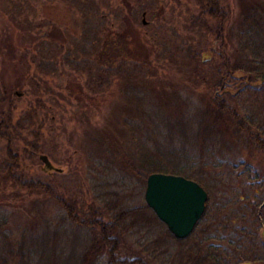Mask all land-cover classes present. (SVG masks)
Wrapping results in <instances>:
<instances>
[{"label": "trees", "instance_id": "16d2710c", "mask_svg": "<svg viewBox=\"0 0 264 264\" xmlns=\"http://www.w3.org/2000/svg\"><path fill=\"white\" fill-rule=\"evenodd\" d=\"M62 1L79 13L78 22L83 31L91 23L94 24L93 21H102L104 29L110 22L109 18H105L107 12H101L95 0ZM104 2L108 3L107 0ZM121 2L126 6L129 4V0ZM29 4L28 0H20L14 5L25 8ZM190 7L194 13L186 27L196 28L198 37L195 42L179 33L173 38L167 33L155 31L153 36L161 42V49L153 50L147 44L140 54V61L127 57L117 60L115 51V61L107 60L105 56L103 65L96 64L95 67L93 64L97 62L88 59L89 53L85 50V33L80 41H75L77 44L83 42L79 47L83 52H73L77 53L74 62H82L85 64L83 67L88 69L86 85L97 82L93 80L97 77H92L95 72L101 83L106 81L101 69L107 77L115 78V83L126 94V101L139 106H134L132 115L138 121L142 141L152 142L146 147L149 150L137 152L131 149L119 152L105 142L102 145L105 161L139 179L143 185L148 174L163 172L193 179L206 190L204 212L185 238L174 237L144 200L136 205L117 203L115 212L109 216L95 203L83 210L75 198L58 189L49 171L24 175L16 146L26 152L29 150L30 158H35L37 152L42 151V117L48 118L50 107H44L45 103L36 97L16 115L18 95L5 89L1 93L0 186H11V192L15 194L26 190L38 196H47L64 211L69 224L77 228L96 229L75 264H93L100 259L105 264H154L142 254L131 257L118 255L123 231L128 226L145 228L152 233L154 243L163 246L164 251L173 253L175 250L176 255L183 254L187 258L188 263L174 258L172 264H264V239L258 232L260 224L257 216L264 196V53L259 57L254 55L259 50L264 51V0L244 4L236 36L239 44V54L234 53L236 58L228 50L225 33V23L231 15L230 2L193 0ZM140 10L143 9L134 5L129 7L127 15L130 21ZM120 12L116 10L115 18H119ZM76 22L74 24L78 25ZM94 41L96 38L90 39L91 47ZM63 43L60 42L58 47ZM6 46V50L12 52L11 42ZM28 56V48H23L24 59L19 62L24 64L26 59L30 68L32 63ZM163 57L177 65L176 70L180 73L177 79L160 75L158 66L152 65L153 61L159 62L156 58ZM38 112L42 114L40 118ZM139 133L137 130L132 134L137 145L141 143ZM230 142L237 152L233 162L227 157L226 160L221 158L229 153L231 147L226 149L224 146L230 145ZM243 149L248 150L245 158L241 153ZM254 152L262 155L255 167L250 161ZM222 164H225L224 169L229 167L228 174L234 175L238 185L234 190H226L225 180L221 179L223 191L215 193L212 180L218 175L221 177L220 171L215 168ZM237 167L240 168L237 170ZM184 168L192 171H185ZM261 213L264 216V207ZM121 228H124L123 231ZM197 233L200 235L196 236ZM18 247V264H25L24 256L28 249L24 248L23 242ZM0 264H4L1 258Z\"/></svg>", "mask_w": 264, "mask_h": 264}, {"label": "rangeland", "instance_id": "374dc122", "mask_svg": "<svg viewBox=\"0 0 264 264\" xmlns=\"http://www.w3.org/2000/svg\"><path fill=\"white\" fill-rule=\"evenodd\" d=\"M19 1L0 0V97L4 89L18 95L16 115L36 97L45 103L44 107H50L48 118L42 117V151H38L35 158H30L29 150L26 152L16 146L24 175L49 171L58 189L75 198L83 210L95 203L111 216L117 203H140L144 200L145 184L105 161L102 152L105 142L119 152H127L129 149L136 152L149 150L146 147L152 145V142L142 141L138 121L132 115L134 106H139L126 101V94L115 83V78L107 77L102 69L101 75L106 81L101 83L102 80L95 72L92 77H97L93 79L97 82L86 85L85 81L89 80L88 69L83 67L85 64L82 62H74L75 54L83 52L79 47L84 42L85 50L89 53L88 59L97 62L93 64L96 67V64L103 65L105 58L115 61V51L117 60L127 57L140 61V54L147 44L153 50L161 49V42L156 41L153 36L155 31L167 33L173 38L179 33L183 38L187 36L195 42L198 37L196 28L186 27L194 13L190 7L193 0H129L128 6L123 5L121 0H107L108 3L95 0L100 11L107 12L105 18H109L110 22L106 23L104 29L102 21H93L94 24L91 23L85 31L78 22L79 13L62 0H28L30 4L25 8L14 5ZM228 1L231 15L225 23V33L228 37V50L236 58L234 53L239 54L236 36L243 7L252 0ZM131 5L143 10L130 21L127 12ZM117 9L122 11L119 18H115ZM75 21L78 25L74 24ZM94 27L96 28L91 29ZM66 32L70 33L69 37ZM85 33V41L77 44L75 41H80ZM95 38L91 47L90 39ZM8 42L13 46L12 52L6 50ZM60 42L64 43L58 47ZM23 48H28V60L32 63L30 68L26 65V59L24 64L19 62L24 59ZM74 51L77 53L73 54ZM262 53L264 51L259 50L254 55L259 57ZM167 59L156 58L159 62L153 61L152 65L158 66L160 75L177 79L180 76L176 70L177 65ZM113 65L115 66V62ZM41 115L38 112L39 118ZM157 119L160 123L158 116ZM153 120L155 121V117ZM137 130L141 135L139 145L132 138L133 132ZM224 147L231 149L221 158L226 160L227 157L231 162L235 161L237 152L232 148V142ZM243 150L241 153L245 158L248 150ZM41 154L47 155L54 168L43 170L44 163L39 157ZM252 155L251 165L258 166L262 155L257 152ZM224 166L222 164L215 168L221 173V177L218 175L212 180L215 193L223 191L221 179L225 180L224 189L237 188L234 175H229V167L224 169ZM184 170L192 171L188 168ZM12 189L11 186H0V258L4 264L19 263L18 245L21 242L28 249L24 256L25 264H75L96 229L77 228L69 224L64 211L56 207L47 196H38L26 190L15 194L11 192ZM263 207L264 196L257 213L259 233L264 226V216L261 213ZM126 228V231L121 228L123 234L118 248L119 256L142 254L154 264H172L174 258L176 261L187 262L186 256L176 255L174 248V252L170 253L164 251L163 246L154 243L152 233L145 228ZM104 262L100 259L93 264H105Z\"/></svg>", "mask_w": 264, "mask_h": 264}, {"label": "water", "instance_id": "95a60500", "mask_svg": "<svg viewBox=\"0 0 264 264\" xmlns=\"http://www.w3.org/2000/svg\"><path fill=\"white\" fill-rule=\"evenodd\" d=\"M39 157L44 169L54 168L47 155ZM206 200V190L183 175L152 172L146 177L144 201L176 238H185L192 232L204 212ZM261 237L264 239V226Z\"/></svg>", "mask_w": 264, "mask_h": 264}, {"label": "flooded vegetation", "instance_id": "af4514ba", "mask_svg": "<svg viewBox=\"0 0 264 264\" xmlns=\"http://www.w3.org/2000/svg\"><path fill=\"white\" fill-rule=\"evenodd\" d=\"M43 170H46V169L43 168Z\"/></svg>", "mask_w": 264, "mask_h": 264}]
</instances>
